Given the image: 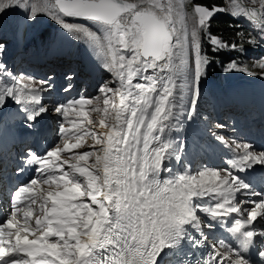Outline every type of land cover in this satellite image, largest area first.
Here are the masks:
<instances>
[{
	"label": "snow or ice",
	"instance_id": "6c2138e0",
	"mask_svg": "<svg viewBox=\"0 0 264 264\" xmlns=\"http://www.w3.org/2000/svg\"><path fill=\"white\" fill-rule=\"evenodd\" d=\"M13 6L30 10L29 20L43 14L68 33L86 39L103 54L102 67L117 87H108V82L101 85L104 107L91 109L102 113L96 123L103 132L84 126L94 123L87 118L84 106L92 105L97 97H80L54 109L61 118L59 135L64 144L43 156L29 150L22 158L25 165L36 167L37 175L16 189L13 210L0 224V264H157L165 248L178 249L185 241L193 248L205 246L209 239L205 228L211 231L216 225L226 227L236 246L223 240L207 244L211 253L197 264H250L246 252L257 243L262 245L264 260V228L252 227L258 217L264 221V194L236 175L264 165V151L256 152L250 143H237L242 155L226 169L205 168L195 174L185 171L161 179V172L170 171L162 167L166 156L178 161L184 150L183 144L168 139L166 130L198 115L200 83L211 62L202 55L201 31L214 53L229 47L207 32L206 23L226 9L194 4L195 23L189 30L183 5L174 0H0V13ZM237 11L254 22L264 40V4L260 10L238 7ZM89 23L100 27L103 35ZM237 37L240 43L232 42L233 50L243 52L245 43L257 44V36L238 32ZM5 54L0 43V108L11 99L25 113L26 126L31 127L47 112L40 94L52 89V78L36 82L34 77L12 73L3 62ZM259 67L264 69V61ZM233 70L247 71L235 62L225 68L226 72ZM35 83L44 87L37 88ZM69 90L70 86L65 89ZM109 105L114 110L111 114ZM69 112L84 119L69 121ZM213 136L231 147L222 133ZM88 137L94 140L91 151L73 152L61 159V153L80 148ZM222 171L227 173L225 177H221ZM38 183L55 185V190L22 196ZM235 193L240 194L238 201ZM254 196L260 199H245ZM38 200L39 214L33 225V205ZM244 204L252 207L242 209ZM17 213H23L22 222ZM233 213L236 215L228 224L225 218ZM202 216L215 223L206 224Z\"/></svg>",
	"mask_w": 264,
	"mask_h": 264
},
{
	"label": "trees",
	"instance_id": "16d2710c",
	"mask_svg": "<svg viewBox=\"0 0 264 264\" xmlns=\"http://www.w3.org/2000/svg\"><path fill=\"white\" fill-rule=\"evenodd\" d=\"M195 3H200L202 5L212 6L215 5L217 7H223L224 2L223 0H193ZM209 27L207 28V32L213 36L220 38L229 46L232 42H236L237 44L240 42L239 38L237 37L238 32L244 33L245 36L250 34L249 31L245 29H240L236 26V23L233 22L228 16L225 15H218L216 18L208 21L207 23ZM200 43H201V50L204 54H206L209 59V68L211 70L218 68L221 72L222 68L230 62L231 59L235 61H241L243 63L248 64L249 67L255 72L261 71L258 65H252L247 61V59L240 55V53L232 50H228L229 48L226 47L222 50L217 52L212 51V46L208 42V38L205 32L201 31L200 33ZM250 44L245 43L243 47H248Z\"/></svg>",
	"mask_w": 264,
	"mask_h": 264
},
{
	"label": "rangeland",
	"instance_id": "374dc122",
	"mask_svg": "<svg viewBox=\"0 0 264 264\" xmlns=\"http://www.w3.org/2000/svg\"><path fill=\"white\" fill-rule=\"evenodd\" d=\"M183 1L185 3V7L188 8V10L187 9L186 10H187V14H188V17H189L190 29H191V27L195 23V21L192 18V6L195 4V1H193V0H183ZM26 2L27 3H32L33 0H26ZM137 2H138V0H131L130 1V3H137ZM157 2H159V0H157ZM179 2H180V0H174V3L176 5H178ZM223 2H224V6L222 8H225L226 10L224 12H220V13H224L222 15L227 16V14H231L233 16H238L243 21L248 22V24H249V20L245 19V18H242L241 16H243V15L240 12L237 11V8L238 7L247 8V9L255 8L257 10H260L261 7H262V4H264V0H223ZM13 7L8 9V12L11 15H12ZM20 9H22V10H24L26 12L27 18H28L29 14H30V12H29L30 10H26V9H23V8H20ZM38 15L39 16L34 21L28 19V26L42 27V26L46 25L48 22L51 21V19L48 16H46V15H43V14H38ZM6 22H8V21L6 20ZM85 23H87V22H85ZM206 23H207V21H206ZM53 24H56V22L53 21ZM253 25H254V23H253ZM233 71H235V72H237V71L246 72L245 70H233ZM204 81H207V77H204ZM254 88H255V90L258 93L264 92V84L263 83L255 84ZM231 96H232V100L234 102L238 103L240 101V95L239 94L236 96V94L234 92H232ZM97 120H99V119H97ZM101 130H102V132L105 131L104 129H101ZM35 207H36V211L39 212V205L38 206L35 205Z\"/></svg>",
	"mask_w": 264,
	"mask_h": 264
},
{
	"label": "bare ground",
	"instance_id": "6f19581e",
	"mask_svg": "<svg viewBox=\"0 0 264 264\" xmlns=\"http://www.w3.org/2000/svg\"><path fill=\"white\" fill-rule=\"evenodd\" d=\"M126 1L130 3L131 0H126ZM178 5H183L184 23H185V26H187V27L189 28V30H190L189 17H188V14H187V10H186V7H185V3H184V1H183V0H180V2H179ZM90 25L93 26V27H98V26L93 25V24H90ZM177 26L180 27V24L178 23ZM177 83L179 84V81H177ZM99 131L102 132L101 129H99ZM19 215H20V214L17 213V216H19ZM214 231H215V230H214ZM246 258H247L249 261H251V260H255V261H256V256H249V257L246 256ZM160 260H161V258L157 257V264H164L165 261L160 262ZM166 263H168V262L166 261Z\"/></svg>",
	"mask_w": 264,
	"mask_h": 264
},
{
	"label": "water",
	"instance_id": "95a60500",
	"mask_svg": "<svg viewBox=\"0 0 264 264\" xmlns=\"http://www.w3.org/2000/svg\"><path fill=\"white\" fill-rule=\"evenodd\" d=\"M125 2H127V1L125 0ZM127 3H129V2H127ZM211 18H212V17H211ZM211 18H210V19H211Z\"/></svg>",
	"mask_w": 264,
	"mask_h": 264
}]
</instances>
